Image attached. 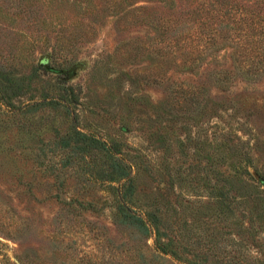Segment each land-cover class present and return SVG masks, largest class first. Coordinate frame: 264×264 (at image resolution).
I'll return each mask as SVG.
<instances>
[{
    "label": "rangeland",
    "instance_id": "obj_1",
    "mask_svg": "<svg viewBox=\"0 0 264 264\" xmlns=\"http://www.w3.org/2000/svg\"><path fill=\"white\" fill-rule=\"evenodd\" d=\"M263 1L0 0V264H264V55L235 24ZM59 86L77 130L132 166L136 212L164 216L178 260L121 223L70 116L28 112Z\"/></svg>",
    "mask_w": 264,
    "mask_h": 264
},
{
    "label": "trees",
    "instance_id": "obj_2",
    "mask_svg": "<svg viewBox=\"0 0 264 264\" xmlns=\"http://www.w3.org/2000/svg\"><path fill=\"white\" fill-rule=\"evenodd\" d=\"M210 1V11L218 13L227 11L228 9L229 13L232 12V7L227 6L225 3L226 0ZM257 8L259 9L253 10L252 12L247 10L246 13L243 14L242 18L239 14L237 20L238 22H235V24L238 26V34H242L240 41L247 45L249 54L263 56L264 1L261 6ZM196 10L197 8H194V11ZM232 21L234 22V20ZM229 30L233 29L230 27ZM179 34L181 35L182 31L179 32ZM190 45V47H192V44ZM252 72L256 75V72ZM250 74L254 75L252 73ZM21 84L22 83L18 81V79H15L9 83L7 88L13 90L12 92L14 95L19 97L21 93ZM56 89V96L48 98L47 94L42 95V100L33 106H30L28 108V112L34 115L40 111L49 110L54 113L58 112L62 115L71 117L72 107L76 106L79 101L78 94L75 93V90L72 88V86H59L58 88L56 87ZM11 99L12 96L9 95H5L3 98H1L3 103L7 106L11 104ZM74 117H71L72 123L68 127L67 134H69L71 139H73L75 142L83 144L85 148L91 149L94 152L100 154L102 166L97 170L98 179H100V181L106 182L108 184H119L117 188L114 186H111V188L114 190V207L121 223L129 225L135 229L136 234L138 233L140 236L139 238H147L151 233H153L157 252L164 256H171L173 259L178 260L179 258L177 251L175 250L174 246H172L170 240L166 238L167 236L164 230V216H161L156 211L150 210L145 212L141 211L140 213L136 212V188L134 185V178L131 177L132 166L120 157L121 150L116 148L114 144L108 146L103 141L78 131L75 125L76 116ZM52 136L56 137L57 134L53 133ZM256 174H258V172H256ZM259 176L263 178L261 175ZM262 191L264 193V190ZM89 206L91 205L87 204L83 207L85 210H92V208H87ZM260 214L264 215V211H262Z\"/></svg>",
    "mask_w": 264,
    "mask_h": 264
}]
</instances>
